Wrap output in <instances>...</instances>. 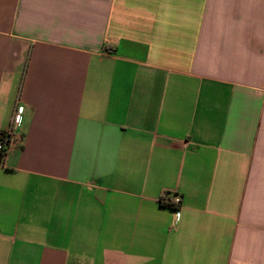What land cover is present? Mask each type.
I'll return each mask as SVG.
<instances>
[{
    "label": "crops",
    "instance_id": "0c3cea01",
    "mask_svg": "<svg viewBox=\"0 0 264 264\" xmlns=\"http://www.w3.org/2000/svg\"><path fill=\"white\" fill-rule=\"evenodd\" d=\"M17 105L0 264H264V0H0Z\"/></svg>",
    "mask_w": 264,
    "mask_h": 264
},
{
    "label": "built area",
    "instance_id": "2783aa9c",
    "mask_svg": "<svg viewBox=\"0 0 264 264\" xmlns=\"http://www.w3.org/2000/svg\"><path fill=\"white\" fill-rule=\"evenodd\" d=\"M22 119L23 108L21 105H17L12 113V120L9 128L0 130V151L4 155L11 150L13 144L16 142L18 138L17 131L20 128ZM171 199L176 206L180 204V197L178 195L171 196Z\"/></svg>",
    "mask_w": 264,
    "mask_h": 264
},
{
    "label": "trees",
    "instance_id": "16d2710c",
    "mask_svg": "<svg viewBox=\"0 0 264 264\" xmlns=\"http://www.w3.org/2000/svg\"><path fill=\"white\" fill-rule=\"evenodd\" d=\"M4 154L0 151V162L3 158ZM159 202L163 206H167L170 208H175L177 207L176 204L172 201L171 196L168 195L167 192H164L160 197H159Z\"/></svg>",
    "mask_w": 264,
    "mask_h": 264
}]
</instances>
